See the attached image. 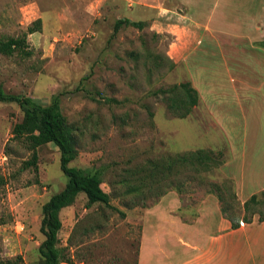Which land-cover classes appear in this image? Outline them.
<instances>
[{"label":"rangeland","instance_id":"obj_1","mask_svg":"<svg viewBox=\"0 0 264 264\" xmlns=\"http://www.w3.org/2000/svg\"><path fill=\"white\" fill-rule=\"evenodd\" d=\"M188 1L196 12L197 7L211 10L216 2ZM242 1L246 0L230 2L239 9ZM226 2L219 0L218 21L233 15H226ZM165 9L173 11L167 10L172 24L189 19L185 17L189 11L177 0H0L1 38L22 37L34 21L42 20L40 30L27 34L30 54L0 53V84L8 92L43 104L60 95L62 111L79 138V155L71 165L104 168L103 188L112 194V183L147 159L199 148L223 151L222 166L204 173V181L198 175L187 183L183 207L189 214L212 193L210 183L221 184L228 177L223 166L229 148L224 140H217L218 131L212 128L205 104L200 102L190 115L178 118L160 96L152 94L183 81L195 85L188 63L170 67L168 49L176 36L146 20ZM124 17L144 19L148 26L143 30L124 26L114 33L116 20ZM212 77L219 76L208 74L204 87L210 88ZM23 115L17 103L0 101V259L20 255L25 264H42V207L64 188L67 176L61 170L60 150L53 143L38 148L37 171L33 167L22 170L32 152L22 140L13 138L12 128ZM179 176L186 180L192 171ZM116 188L118 196L112 197V203L121 212L99 203L87 206L84 193L62 209L60 246L69 248L61 264L136 262L145 205H153L156 197L150 194L127 208L123 201L129 196L124 187ZM261 209L264 212V205Z\"/></svg>","mask_w":264,"mask_h":264},{"label":"crops","instance_id":"obj_2","mask_svg":"<svg viewBox=\"0 0 264 264\" xmlns=\"http://www.w3.org/2000/svg\"><path fill=\"white\" fill-rule=\"evenodd\" d=\"M177 1L189 11L185 23L172 24L168 9L146 20L176 36L169 57L188 63L199 103L211 114L217 140L229 148L223 170L244 203L264 190V0L242 1L239 9L230 2L238 0H229L226 15L237 17L223 21L217 20L219 0L205 17L208 11ZM211 73L219 77L204 87ZM181 207V195L171 190L145 209L138 264H264V220L255 216L233 228L215 193L201 200L196 218H182Z\"/></svg>","mask_w":264,"mask_h":264},{"label":"trees","instance_id":"obj_3","mask_svg":"<svg viewBox=\"0 0 264 264\" xmlns=\"http://www.w3.org/2000/svg\"><path fill=\"white\" fill-rule=\"evenodd\" d=\"M41 22V19L34 21V24L29 26L22 37H0V53L12 55L19 51L30 54L31 51H26L27 34L40 30ZM124 26H134L143 30L148 26V22L125 17L118 18L114 24V33ZM174 64V62L171 63L170 67H173ZM152 94L160 96L168 110L178 118L190 115L200 99L198 90L190 81L155 89ZM90 98L97 100L93 96ZM106 100L107 102L116 101L115 99ZM0 101L17 103L24 114L22 120L16 122L12 128L13 138L22 140L32 152L31 157L23 162L22 170L33 167L37 171L39 168L38 148L53 143L60 150L61 170L67 176L64 188L53 194L42 207L40 231L45 237L39 246L42 264H61L67 260L66 250L69 247L60 246L59 233L63 227L60 213L62 209L73 205L81 193H84L87 198V206L99 203L109 208H116L119 212L121 210L112 203V197L118 196L117 186L124 187V194L129 196L127 201H123L127 208H133L132 203L136 204L137 199L143 200L150 194H154L156 197L153 201L155 204L171 190L179 193L181 199L184 200L188 182L196 180L198 175V178L204 181L206 178L204 173H210L224 163L223 151L206 148L147 159L144 164L138 165L132 171L131 169L127 170V174L120 175L119 181L112 183L113 195L103 188L104 168L92 170L71 165V162L79 155V138L76 128L69 123L67 116L62 111L60 95H54L50 103L43 104L36 102L30 96L8 92L0 84ZM150 116H153L152 112H150ZM187 169L192 171V177L182 180L179 175ZM211 185L213 188L211 187L210 192L218 196L221 210L225 217L232 222L233 228H238L243 223L252 222L255 216H258L259 221L264 220V212L261 209L264 205V190L254 193L242 203L238 199L235 181L232 178L226 177L221 184L210 183ZM185 212H188V209H184V207L179 209V215L182 218L187 215ZM189 214L192 218H196L198 211L193 209ZM0 264H25V262L23 257L18 255L0 259ZM134 264H138V258Z\"/></svg>","mask_w":264,"mask_h":264}]
</instances>
